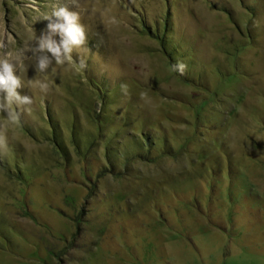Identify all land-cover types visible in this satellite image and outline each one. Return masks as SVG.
Returning a JSON list of instances; mask_svg holds the SVG:
<instances>
[{"label":"rangeland","instance_id":"obj_1","mask_svg":"<svg viewBox=\"0 0 264 264\" xmlns=\"http://www.w3.org/2000/svg\"><path fill=\"white\" fill-rule=\"evenodd\" d=\"M59 6L87 66L37 72ZM0 41L34 101L0 151V264H264V0H0Z\"/></svg>","mask_w":264,"mask_h":264},{"label":"clouds","instance_id":"obj_2","mask_svg":"<svg viewBox=\"0 0 264 264\" xmlns=\"http://www.w3.org/2000/svg\"><path fill=\"white\" fill-rule=\"evenodd\" d=\"M48 21L46 29L39 37H36L35 46L30 51L36 60L35 70L46 72L53 64L63 66L67 64L77 71L86 68V61L80 59L78 62L73 58V51L80 48L86 42L84 26L80 23V15L76 11H70L65 6L53 9L50 16H45ZM116 23L115 19L112 20ZM56 37H59L57 40ZM5 47L0 41V49ZM12 52L0 53V113L4 116L0 119V151L7 152V131L10 125H19L20 113L18 107H24L25 111H31L33 98L21 95L18 89L22 87V81L16 75L17 66L12 61ZM184 64H178L181 74L185 70ZM34 85L43 92L49 90L46 82L35 81ZM15 106V107H14Z\"/></svg>","mask_w":264,"mask_h":264},{"label":"trees","instance_id":"obj_3","mask_svg":"<svg viewBox=\"0 0 264 264\" xmlns=\"http://www.w3.org/2000/svg\"><path fill=\"white\" fill-rule=\"evenodd\" d=\"M163 24H164V29L162 28V30H163V35L162 36H160L159 34H161V31H159V29H158V32L156 31V34L153 32L154 31V29L153 28H151L150 30H149V28L146 26V27H144L143 26V28H144V32H146L147 34H149V35H152L153 36V38L154 39H158L159 40V42H160V47H161V49L163 50V53L165 54V56H167V58L170 60L171 58H172V52L174 53V54H178V51L176 50L177 49V47H175V45L174 44H171L169 41H168V37H166L165 35H166V29H165V27H166V23H164L163 22ZM161 37V38H160ZM167 52H168V54H167ZM173 63H174V61H173ZM153 145V144H152Z\"/></svg>","mask_w":264,"mask_h":264}]
</instances>
